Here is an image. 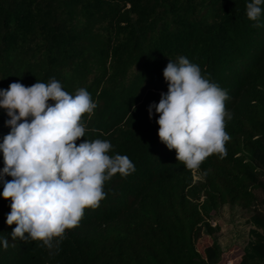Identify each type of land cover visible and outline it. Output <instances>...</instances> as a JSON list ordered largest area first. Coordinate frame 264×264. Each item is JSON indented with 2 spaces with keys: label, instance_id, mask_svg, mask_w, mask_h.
<instances>
[{
  "label": "trees",
  "instance_id": "16d2710c",
  "mask_svg": "<svg viewBox=\"0 0 264 264\" xmlns=\"http://www.w3.org/2000/svg\"><path fill=\"white\" fill-rule=\"evenodd\" d=\"M247 2L0 0V89L53 78L72 95L86 88L97 107L82 117L77 145L108 140L110 156L135 165L106 181L105 199L51 247L12 240L10 201L0 197V234L9 239L0 264H264V28L247 18ZM181 56L229 96L230 139L195 167L199 180L160 142L158 116L148 114L168 91L169 60ZM7 119L0 109V142ZM226 205L253 228L243 250L217 244L212 222Z\"/></svg>",
  "mask_w": 264,
  "mask_h": 264
},
{
  "label": "clouds",
  "instance_id": "9594fccd",
  "mask_svg": "<svg viewBox=\"0 0 264 264\" xmlns=\"http://www.w3.org/2000/svg\"><path fill=\"white\" fill-rule=\"evenodd\" d=\"M262 6L264 0L246 3V16L257 28H264ZM163 77L168 91L158 104L148 107L150 119L153 113L158 116L160 142L175 150L177 161L188 168L223 153L230 139L225 121L232 118L225 107L227 90L184 56L169 60ZM96 107L86 88L72 95L54 78L31 86L15 82L0 89V109L6 111L5 126L10 129L0 142L4 162L0 197L10 201L6 225H16L12 240L40 241L48 247L59 243L66 230L78 226L85 209H95L105 199L106 181L135 171L126 155H109L108 140L85 139L77 145L86 133L82 117L93 114ZM0 245L9 246L2 234Z\"/></svg>",
  "mask_w": 264,
  "mask_h": 264
},
{
  "label": "rangeland",
  "instance_id": "374dc122",
  "mask_svg": "<svg viewBox=\"0 0 264 264\" xmlns=\"http://www.w3.org/2000/svg\"><path fill=\"white\" fill-rule=\"evenodd\" d=\"M192 173L195 180L200 179L195 168ZM225 207H227V205L222 207L219 211L218 217L212 222L213 227L219 225L221 228L218 235V243H222L223 250L236 246L246 247V244L250 239V231L252 230L250 229V224H248L247 215H244L243 217L239 214L240 212L233 214L227 210L225 211Z\"/></svg>",
  "mask_w": 264,
  "mask_h": 264
},
{
  "label": "crops",
  "instance_id": "0c3cea01",
  "mask_svg": "<svg viewBox=\"0 0 264 264\" xmlns=\"http://www.w3.org/2000/svg\"><path fill=\"white\" fill-rule=\"evenodd\" d=\"M225 208H226L225 211L227 210V211H229V212H232L233 214H236V213L240 212L239 214H241V216L244 217V212L240 211V210H239L238 208H236V207H230V206H227V207H225ZM243 217H242V218H243ZM250 229H253L251 225H250ZM250 241H251V234H250V239H249L248 242H250ZM248 242H247V244H246V247H247V245H248ZM217 244H219L220 248L223 250L222 243L219 242V243H217ZM236 247H237L238 249H241V250H243V249L246 248V247H241V246H236ZM229 248H231V247H229ZM229 264H234V263H233V262H230Z\"/></svg>",
  "mask_w": 264,
  "mask_h": 264
}]
</instances>
